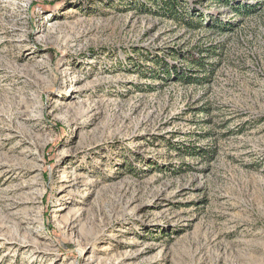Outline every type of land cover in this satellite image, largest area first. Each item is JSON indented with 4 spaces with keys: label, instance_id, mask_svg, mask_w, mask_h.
<instances>
[{
    "label": "rangeland",
    "instance_id": "obj_1",
    "mask_svg": "<svg viewBox=\"0 0 264 264\" xmlns=\"http://www.w3.org/2000/svg\"><path fill=\"white\" fill-rule=\"evenodd\" d=\"M181 1L0 0V264H264V0Z\"/></svg>",
    "mask_w": 264,
    "mask_h": 264
},
{
    "label": "trees",
    "instance_id": "obj_2",
    "mask_svg": "<svg viewBox=\"0 0 264 264\" xmlns=\"http://www.w3.org/2000/svg\"><path fill=\"white\" fill-rule=\"evenodd\" d=\"M155 1H156V3H160L159 5H157L160 9V12H162L163 14H167V12L169 13L168 14L169 18L174 19V20H178V18H180L181 20H185V18H189L190 20L186 21V24L189 27H191L192 29H195V30H200L203 28L204 20L202 18L196 17L198 15H193L192 13H190V11H186V9H184V5H183L181 0H155ZM234 9L236 10V12H238V14H244V12L247 10V8L245 9V7H234ZM246 12H248V14H249V12L250 13L252 12V9H249ZM194 17H196L197 19L195 20ZM215 28L225 29L228 27L217 26ZM217 49H218L217 47H213V48H210L207 50H208V52H210V54H216ZM189 55H191V53ZM191 56L189 59L190 64H193L194 66H197L198 68H200L199 69L200 71H197L196 75L184 73V74L177 76L176 79H181L182 81L191 80L192 82L202 84L203 82L207 81V77H206L207 73H211L212 72L211 68L214 66L212 64L207 65L206 63L202 62L201 60L195 61V59ZM155 62L158 64L160 69L163 68L162 69L163 74H165L166 76H169V77L176 76V75H172V73H171L172 71L168 67H165V69H164V67H163L164 63L162 61L158 60ZM193 72L194 71H190V73H193Z\"/></svg>",
    "mask_w": 264,
    "mask_h": 264
}]
</instances>
